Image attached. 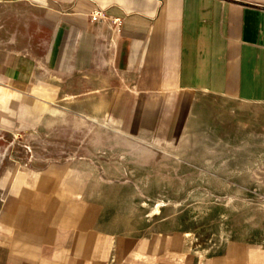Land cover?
Returning <instances> with one entry per match:
<instances>
[{
  "label": "crops",
  "instance_id": "0c3cea01",
  "mask_svg": "<svg viewBox=\"0 0 264 264\" xmlns=\"http://www.w3.org/2000/svg\"><path fill=\"white\" fill-rule=\"evenodd\" d=\"M28 1L32 30L0 38V98L46 107L70 77L94 73L103 82L78 90L101 92L131 134L157 139L184 129L201 93L264 103V0ZM95 10L105 17L94 20ZM47 169L42 189L0 209V264H264L261 241L210 253L186 232L115 229L79 174Z\"/></svg>",
  "mask_w": 264,
  "mask_h": 264
},
{
  "label": "rangeland",
  "instance_id": "374dc122",
  "mask_svg": "<svg viewBox=\"0 0 264 264\" xmlns=\"http://www.w3.org/2000/svg\"><path fill=\"white\" fill-rule=\"evenodd\" d=\"M28 3L0 0V38L32 30ZM101 78L70 77L46 107L1 93L0 209L42 189L49 167L62 180L79 174L122 232H186L210 253L232 239L264 242V103L201 93L184 129L157 139L131 134L101 92L78 90Z\"/></svg>",
  "mask_w": 264,
  "mask_h": 264
},
{
  "label": "built area",
  "instance_id": "2783aa9c",
  "mask_svg": "<svg viewBox=\"0 0 264 264\" xmlns=\"http://www.w3.org/2000/svg\"><path fill=\"white\" fill-rule=\"evenodd\" d=\"M104 17H105V14H104V11H102V10H95L92 13V18L94 20H100V19H103Z\"/></svg>",
  "mask_w": 264,
  "mask_h": 264
},
{
  "label": "bare ground",
  "instance_id": "6f19581e",
  "mask_svg": "<svg viewBox=\"0 0 264 264\" xmlns=\"http://www.w3.org/2000/svg\"><path fill=\"white\" fill-rule=\"evenodd\" d=\"M27 116V115H26ZM6 119V118H5Z\"/></svg>",
  "mask_w": 264,
  "mask_h": 264
}]
</instances>
